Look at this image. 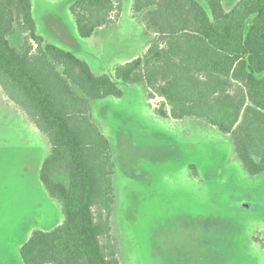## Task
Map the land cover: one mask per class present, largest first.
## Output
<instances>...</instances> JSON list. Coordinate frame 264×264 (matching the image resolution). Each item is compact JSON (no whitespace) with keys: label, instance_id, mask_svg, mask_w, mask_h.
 Masks as SVG:
<instances>
[{"label":"trees","instance_id":"16d2710c","mask_svg":"<svg viewBox=\"0 0 264 264\" xmlns=\"http://www.w3.org/2000/svg\"><path fill=\"white\" fill-rule=\"evenodd\" d=\"M123 0H75L70 10L88 39L115 25ZM133 17L155 34L145 54L95 75L73 53L38 34L31 0L0 1V88L48 139L40 170L63 223L35 230L21 248L23 264H121L112 235L115 163L95 124L92 101L121 98L117 82L161 99L163 119L205 120L228 135L251 176L264 174V0H133ZM23 34L20 51L8 36ZM264 249V239L255 238Z\"/></svg>","mask_w":264,"mask_h":264},{"label":"rangeland","instance_id":"374dc122","mask_svg":"<svg viewBox=\"0 0 264 264\" xmlns=\"http://www.w3.org/2000/svg\"><path fill=\"white\" fill-rule=\"evenodd\" d=\"M10 6L13 0H0ZM75 0H31L38 34L114 78L119 65L142 57L155 34L123 0L115 25L79 36ZM230 10L238 0H222ZM20 51L17 27L8 36ZM124 95L92 101L95 124L115 163L112 235L121 264H264V174L249 176L231 138L205 120L163 119L161 99L142 86L117 82ZM0 88V264H23L31 230L63 223L61 204L40 180L48 139ZM32 231V232H33Z\"/></svg>","mask_w":264,"mask_h":264},{"label":"crops","instance_id":"0c3cea01","mask_svg":"<svg viewBox=\"0 0 264 264\" xmlns=\"http://www.w3.org/2000/svg\"><path fill=\"white\" fill-rule=\"evenodd\" d=\"M2 2H3V1H2ZM5 4H6V3H5ZM7 5H9V4H7ZM13 5H14V0H13ZM13 5H12V6H13ZM9 6H10V5H9ZM99 30H100V29H99ZM4 96H5V95H4ZM4 98H5V100H7L8 102H11V101H9V99H8L6 96H5ZM11 103H12V102H11ZM14 105H15V104H14ZM15 106H16V105H15ZM16 107H17V106H16ZM17 108H18V107H17ZM18 109H19V108H18ZM19 110H20V109H19ZM33 126H34V125H33ZM34 127H35V126H34ZM35 128H36V127H35ZM32 231H33V230H31V233H32ZM30 236H31V235H30ZM28 239H29V238H28ZM28 239H27V240H28ZM27 240H26V241H27Z\"/></svg>","mask_w":264,"mask_h":264}]
</instances>
